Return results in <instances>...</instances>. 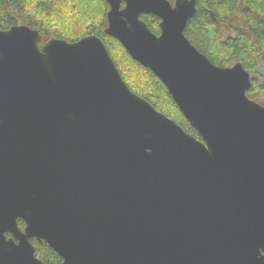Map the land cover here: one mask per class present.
I'll return each mask as SVG.
<instances>
[{
    "label": "water",
    "instance_id": "obj_1",
    "mask_svg": "<svg viewBox=\"0 0 264 264\" xmlns=\"http://www.w3.org/2000/svg\"><path fill=\"white\" fill-rule=\"evenodd\" d=\"M107 2V34L198 135L134 92L98 35L41 44L27 24L0 29V264H46L32 238L63 264H264V103L247 94L250 72L185 35L197 0Z\"/></svg>",
    "mask_w": 264,
    "mask_h": 264
},
{
    "label": "trees",
    "instance_id": "obj_2",
    "mask_svg": "<svg viewBox=\"0 0 264 264\" xmlns=\"http://www.w3.org/2000/svg\"><path fill=\"white\" fill-rule=\"evenodd\" d=\"M92 1L95 7L87 9L83 0H0V29L27 24L40 30L41 44L50 38L76 41L88 34L98 35L106 43L129 87L176 120L189 133L198 135L163 81L150 68L135 60L117 38L107 34V12L110 9L107 0ZM170 1L174 3L175 0ZM98 4L101 5L99 8ZM64 14L66 16L62 22L54 25L48 22ZM67 18L74 21L72 27L75 31L72 33L60 25ZM141 18L152 31L157 34L161 32L158 16L143 13ZM64 25L67 27L68 24ZM184 33L215 64L232 66L241 61L252 78L248 96L256 101L264 97V74L260 72L264 62V0H197V12L189 19ZM127 69L130 71L128 74L125 72ZM18 222L21 228H25L23 219H18ZM31 241L36 247L37 256L46 264H63L62 256L48 243L37 238Z\"/></svg>",
    "mask_w": 264,
    "mask_h": 264
},
{
    "label": "rangeland",
    "instance_id": "obj_3",
    "mask_svg": "<svg viewBox=\"0 0 264 264\" xmlns=\"http://www.w3.org/2000/svg\"><path fill=\"white\" fill-rule=\"evenodd\" d=\"M83 2L84 3H86V5H87V9H90V8H92V7H95V4L93 3V1L92 0H83ZM99 6H101L100 4H98V8H99ZM65 14H68V12L67 13H65ZM63 15L62 17H58V16H56V17H53L52 19H50V20H48V22L49 23H51V24H56L57 22L59 23V22H62V20H64L65 19V16L66 15ZM56 19H58V20H60V21H55ZM73 22L74 21H72V19H69V18H67V20H65V24H68L67 25V27H66V25H64V23H62V24H60L61 25V27H62V25L65 27L64 29L66 30L67 29V31L70 33H72V32H74L75 30H74V28L72 27V24H73ZM90 22H88L87 23V26H88V24H89ZM71 27V28H70ZM114 48V47H113ZM117 57H118V59H119V55L117 54ZM127 74L128 73H130V71L127 69V71H125ZM260 72H261V74L263 75L264 74V62H263V64L261 65V68H260ZM129 77V76H128ZM258 102H260V103H264V97L260 100V101H258ZM162 105H164L166 108H167V105L165 104V102H162Z\"/></svg>",
    "mask_w": 264,
    "mask_h": 264
},
{
    "label": "flooded vegetation",
    "instance_id": "obj_4",
    "mask_svg": "<svg viewBox=\"0 0 264 264\" xmlns=\"http://www.w3.org/2000/svg\"><path fill=\"white\" fill-rule=\"evenodd\" d=\"M9 235V234H8Z\"/></svg>",
    "mask_w": 264,
    "mask_h": 264
}]
</instances>
